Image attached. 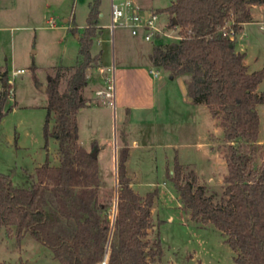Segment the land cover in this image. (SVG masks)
<instances>
[{
    "label": "trees",
    "instance_id": "16d2710c",
    "mask_svg": "<svg viewBox=\"0 0 264 264\" xmlns=\"http://www.w3.org/2000/svg\"><path fill=\"white\" fill-rule=\"evenodd\" d=\"M100 1L90 7L79 36L81 58L72 65L66 87L61 88L60 70L50 74L46 83L45 132L58 142V162L47 158L38 165L29 174L28 186L16 185L10 174L0 172V225L18 239L30 234L50 248L61 264H102L105 260L106 264H164L159 231L155 239L149 237L155 226L153 205L158 189L141 194L134 187L125 130L121 131L117 157L116 201L115 194L101 196L104 179L99 158L80 141L79 112L89 100L83 93L89 82L88 68L100 58L92 53ZM261 3L264 0H173L158 10L169 13V27L180 38L157 43L150 53L153 65L188 74L189 96L196 103L205 102L224 129L229 143L220 201L199 182L195 170L185 179L177 153L168 176L191 217L203 224L213 223L225 234L237 264H264V160L255 165L264 66L250 70L245 52L236 50V40L224 35L223 27L234 19L235 28L241 30L251 16L248 6ZM32 69L41 85L36 64ZM7 75H1L0 120L12 108L6 107Z\"/></svg>",
    "mask_w": 264,
    "mask_h": 264
},
{
    "label": "rangeland",
    "instance_id": "374dc122",
    "mask_svg": "<svg viewBox=\"0 0 264 264\" xmlns=\"http://www.w3.org/2000/svg\"><path fill=\"white\" fill-rule=\"evenodd\" d=\"M96 0H0V90L4 86L1 75L7 72L8 99L6 107L12 108L0 120V172L12 176L19 186L30 184L29 174L47 158L58 162V142L47 136L48 94L41 85L48 82L50 74L62 73L64 89L79 54V36L84 32L91 5ZM140 6L158 13V25L166 32L177 34L169 27L171 17L159 11L173 0H138ZM101 9L108 17L111 0H101ZM263 22H254L236 37L237 48L247 52L246 63L250 70L264 66V16ZM241 32V30L239 31ZM175 39L162 34L146 40L134 35L128 28H105L94 40L93 52L101 51V72L97 58L88 68L90 83L83 93L90 100L79 112L80 141L90 151L99 147L98 158L104 183L101 196L117 195V157L122 145V129L132 144L129 173L134 187L146 194L158 189L153 205V221L149 237L160 233L164 248V264H237L235 251L225 241V234L213 223L203 224L193 219L182 206L174 182L168 176L177 153L184 164L185 179L195 170L199 182L206 184L208 193L220 201L223 194V176L227 172L224 129L212 115L205 102L188 99L186 79L188 74L158 67L157 91L159 104L155 120L148 123L119 120L121 108L109 102L111 97L95 92L106 89L115 67L122 62H136L148 58L155 44ZM41 85L33 75L32 65ZM62 65L63 68H59ZM17 68L23 73L14 75ZM107 76L103 83L102 75ZM171 75L174 77L172 78ZM185 79V80H184ZM13 81V92L10 82ZM88 84V83H87ZM264 91V78L259 84ZM261 126L255 154V165L264 160V103L258 105ZM131 129V131H130ZM129 141V142H130ZM116 213V206L113 207ZM113 214V216H114ZM0 264H61L52 250L30 234L18 239L0 225Z\"/></svg>",
    "mask_w": 264,
    "mask_h": 264
},
{
    "label": "crops",
    "instance_id": "0c3cea01",
    "mask_svg": "<svg viewBox=\"0 0 264 264\" xmlns=\"http://www.w3.org/2000/svg\"><path fill=\"white\" fill-rule=\"evenodd\" d=\"M136 2L138 5H141L138 0H136ZM248 8L250 10L251 16L249 20L243 22L241 34L247 29V26H249L250 24L254 22H263L261 18L264 16V3L250 4ZM145 10L151 11V9L147 6H145ZM105 15L106 13L101 9L98 23V33L96 37L102 34L105 28H109L108 25L110 23V13L108 17H106ZM236 50L245 52L246 63L247 52L244 50L243 46L237 48V41ZM92 53L94 55L100 54V70L101 72H104L106 70V66H103L102 64L101 51L93 52L92 46ZM150 53L148 58H139L136 62H122L115 67V70L113 72L116 83V106L119 105V107L121 108L119 120L122 124L128 122L129 127H131L134 122L148 123L156 119L155 113L157 105L159 104V95L157 91V79L153 74L152 69H158V67L160 66L152 64ZM171 77L174 78L172 75ZM102 79L103 83H105L107 80V76L102 75ZM184 82L186 83V81ZM89 83L90 80L85 87H87ZM185 88V93L189 96L187 84ZM98 90H100V88H96L95 92H97ZM188 99L193 100V98H190V96L188 97ZM88 103H90V100H88ZM127 107L130 109L129 113H127L126 111ZM83 108H81V110H83ZM131 154L132 144L130 141L129 160L131 159Z\"/></svg>",
    "mask_w": 264,
    "mask_h": 264
},
{
    "label": "built area",
    "instance_id": "2783aa9c",
    "mask_svg": "<svg viewBox=\"0 0 264 264\" xmlns=\"http://www.w3.org/2000/svg\"><path fill=\"white\" fill-rule=\"evenodd\" d=\"M158 13L156 11H148L137 4L136 0H111L110 4V23L109 27L115 30L117 27L128 28L132 34H141L146 40H151L156 36H161L163 33L175 38H180L176 35L166 32L158 25ZM235 20H227L223 27L224 35L230 36L232 39L238 38L241 34L234 26ZM24 68H17L13 71L14 75L23 73ZM155 76L159 75L158 69H152ZM13 92V81L10 82ZM98 93L107 97H111L109 102L116 105V83L115 76L108 79L107 88L98 90ZM102 264H106V260Z\"/></svg>",
    "mask_w": 264,
    "mask_h": 264
},
{
    "label": "water",
    "instance_id": "95a60500",
    "mask_svg": "<svg viewBox=\"0 0 264 264\" xmlns=\"http://www.w3.org/2000/svg\"><path fill=\"white\" fill-rule=\"evenodd\" d=\"M174 20L176 21V19H174ZM48 79H50V76H49ZM41 88L44 89V91H46L47 90V84L46 83L42 84ZM190 98H192V97L190 96ZM98 152H99V147L98 146H94L93 150L91 151L92 156L93 157H98Z\"/></svg>",
    "mask_w": 264,
    "mask_h": 264
}]
</instances>
